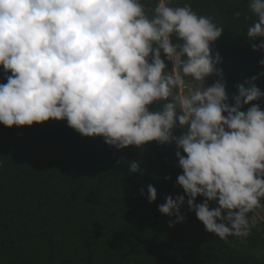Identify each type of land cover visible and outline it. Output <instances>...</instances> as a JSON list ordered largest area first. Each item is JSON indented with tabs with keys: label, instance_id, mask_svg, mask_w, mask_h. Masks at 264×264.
I'll return each mask as SVG.
<instances>
[{
	"label": "clouds",
	"instance_id": "clouds-1",
	"mask_svg": "<svg viewBox=\"0 0 264 264\" xmlns=\"http://www.w3.org/2000/svg\"><path fill=\"white\" fill-rule=\"evenodd\" d=\"M248 8L257 19L247 39L264 50V0ZM223 32L213 17L173 0H0V67L11 73L0 83V124L66 120L118 150L175 144L184 194L158 205L175 217L169 228L185 221L187 203L207 232L246 240L256 219L249 213L264 209V110L241 109L264 97L255 83L264 72L237 84L230 104L222 57L211 47ZM129 171L143 175L136 160ZM147 199L157 200L151 184Z\"/></svg>",
	"mask_w": 264,
	"mask_h": 264
},
{
	"label": "trees",
	"instance_id": "trees-1",
	"mask_svg": "<svg viewBox=\"0 0 264 264\" xmlns=\"http://www.w3.org/2000/svg\"><path fill=\"white\" fill-rule=\"evenodd\" d=\"M250 2L173 0L191 4L198 15L211 16L224 28L211 47L222 57L218 67L230 104L237 84L264 72L259 64L264 50L252 46L260 41L246 36L257 19ZM6 75L11 73L0 67V83L7 82ZM217 79L209 77L208 84ZM255 83L264 92V76ZM254 104L264 110V97L241 110ZM176 150L175 144L155 141L118 150L103 137L82 136L66 120L0 124V264H264V221L257 215L264 209L249 213L256 216L255 227L243 241L230 236L231 243H225L207 232L187 203L181 209L185 221L169 228L175 217L161 214L158 205L169 195L184 194L176 184L182 174ZM133 160L143 175L130 173ZM149 184L157 190L153 203L147 199ZM201 202L198 197L196 203Z\"/></svg>",
	"mask_w": 264,
	"mask_h": 264
},
{
	"label": "rangeland",
	"instance_id": "rangeland-1",
	"mask_svg": "<svg viewBox=\"0 0 264 264\" xmlns=\"http://www.w3.org/2000/svg\"><path fill=\"white\" fill-rule=\"evenodd\" d=\"M168 67H169V69H171V66H168ZM257 215L259 217V220H263L264 221V214L263 213H261L260 211H257Z\"/></svg>",
	"mask_w": 264,
	"mask_h": 264
}]
</instances>
